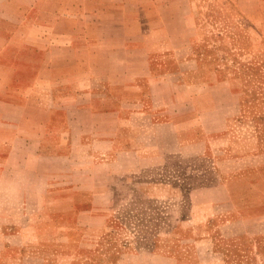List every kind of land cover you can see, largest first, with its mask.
Listing matches in <instances>:
<instances>
[{"label":"crops","instance_id":"0c3cea01","mask_svg":"<svg viewBox=\"0 0 264 264\" xmlns=\"http://www.w3.org/2000/svg\"><path fill=\"white\" fill-rule=\"evenodd\" d=\"M190 2L0 0V197L6 206L19 198L24 211L51 195L70 203L51 213L100 214L115 211L97 208L102 199L147 197L156 188L173 195V181H182L188 161L207 148L201 123L179 119L182 89L203 86L179 71L193 41ZM245 2L236 0L237 18L250 22L240 10ZM254 29L264 38V13ZM175 190L187 197L180 185Z\"/></svg>","mask_w":264,"mask_h":264},{"label":"rangeland","instance_id":"374dc122","mask_svg":"<svg viewBox=\"0 0 264 264\" xmlns=\"http://www.w3.org/2000/svg\"><path fill=\"white\" fill-rule=\"evenodd\" d=\"M235 3L189 5L193 43L187 42L179 71L203 86L182 89L179 119L201 123L207 148L188 161L182 181H173L187 197L156 188L147 191L154 196L97 201L113 212L80 215L49 212L68 208L63 197L45 196L24 211L19 198L6 206L0 197V210H11L0 211V264H264V38L254 29L264 6L242 3L250 15L244 22ZM174 105L167 107L171 118Z\"/></svg>","mask_w":264,"mask_h":264}]
</instances>
